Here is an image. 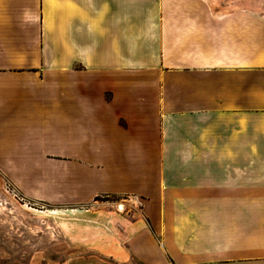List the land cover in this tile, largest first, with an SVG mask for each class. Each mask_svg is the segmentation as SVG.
<instances>
[{
	"label": "crops",
	"instance_id": "0c3cea01",
	"mask_svg": "<svg viewBox=\"0 0 264 264\" xmlns=\"http://www.w3.org/2000/svg\"><path fill=\"white\" fill-rule=\"evenodd\" d=\"M222 8L0 0V156L116 264H264V15Z\"/></svg>",
	"mask_w": 264,
	"mask_h": 264
},
{
	"label": "rangeland",
	"instance_id": "374dc122",
	"mask_svg": "<svg viewBox=\"0 0 264 264\" xmlns=\"http://www.w3.org/2000/svg\"><path fill=\"white\" fill-rule=\"evenodd\" d=\"M208 1L225 11L251 7L264 15V0ZM58 159L0 156V264H116L85 244L95 232H73L72 211L54 200ZM122 200L100 196L86 207L111 203L118 211Z\"/></svg>",
	"mask_w": 264,
	"mask_h": 264
},
{
	"label": "water",
	"instance_id": "95a60500",
	"mask_svg": "<svg viewBox=\"0 0 264 264\" xmlns=\"http://www.w3.org/2000/svg\"><path fill=\"white\" fill-rule=\"evenodd\" d=\"M122 208H124V205L123 204H119V209H122Z\"/></svg>",
	"mask_w": 264,
	"mask_h": 264
}]
</instances>
